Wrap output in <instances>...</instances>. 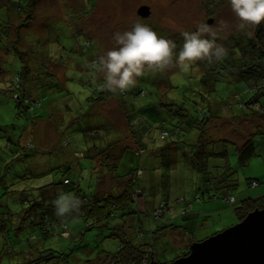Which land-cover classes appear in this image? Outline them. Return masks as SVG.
Here are the masks:
<instances>
[{
  "label": "rangeland",
  "instance_id": "rangeland-1",
  "mask_svg": "<svg viewBox=\"0 0 264 264\" xmlns=\"http://www.w3.org/2000/svg\"><path fill=\"white\" fill-rule=\"evenodd\" d=\"M3 1L7 0H0V4ZM143 5L148 6L150 10V13L145 17L138 14V10ZM7 9L0 5V29L6 26L7 20L3 18V14ZM71 14L73 17H70ZM45 19L47 23H43ZM211 19L212 21L209 23ZM19 21L20 19L14 17L10 20L12 41L16 40L14 29L16 23L20 24ZM28 21L30 27L24 29L23 26H20L18 30V33L22 32L24 35L26 49H16L12 46L0 50V81H10L21 73L23 58L26 59L23 63L30 65L31 60L33 61L37 55H43L44 52L50 54L51 58L47 57L46 59L53 63L57 61L65 63L67 57H73L74 61L76 58L80 68L67 70L66 65L52 63L53 70L63 83L60 85L61 87L49 90L52 86L37 84V95L34 98L36 101L32 105L35 115L49 120L50 105L56 109V112L52 116L54 129L49 123L44 122L43 124V121L36 127L40 135L36 133V144L32 141L38 146L34 149H29L27 142L28 139H33L30 138V134H34L35 131H26V127L28 128L36 119L25 113L18 114L13 89H9L8 82H0V203L8 202L14 212L11 223L15 227L19 226L17 224L21 222L18 215L24 206L19 201L20 191H32L33 188L41 187L51 182L52 179H59L60 173L52 174L53 171L50 168H53V165L54 167L59 165L61 161L71 163L72 167L68 170L70 177L74 180L81 177L80 184H78L80 193L94 197L97 187L100 192L98 194L101 195L104 191L112 190L114 186L121 187L123 185L117 180V184H110L112 178L110 179L107 174L103 175L99 182L100 174L93 169H96L103 158H97V162H95L89 157L95 150L94 147L105 145L106 138L112 136V133L113 135L116 133L115 136H118V129H113L112 125L107 124L105 129L103 127L101 130H89L87 126V132L83 130L87 124L100 122L99 116L90 114L92 108L90 97L93 96L94 88L97 86V82L92 77L96 70V63L91 62L90 59L94 56L99 58L107 49L114 46V33L129 30L136 23L146 24L158 34L174 40L177 44L176 50L179 51L183 44L181 33L194 31L198 26L207 22L211 25V31L217 34V43L226 49L225 57L228 61L235 62L243 56V50L238 53L233 49L235 46H232L237 42L232 44L230 42L233 39H242L241 47L245 46V43L250 40L248 37L254 34L256 27L252 25L244 30H239L237 25L240 21L232 12L227 0H36L32 4L31 16ZM71 23L76 25L75 36H72L74 31L71 30L72 26H69ZM77 29L83 32L86 38L78 33ZM240 34H243L242 37L246 36L245 42ZM18 40L23 44L22 39ZM222 64L220 63L216 70L208 73L204 72L207 71L205 61L200 60L192 66L188 73H182L173 63L164 70L146 69L145 74L137 78L136 85L128 89L129 91L144 90L143 94L135 96L137 104L141 106L146 105L147 102H153L156 106V113L152 118L147 117L146 111L141 110V113L137 109H132L130 114L135 128H139L146 118L148 123L143 126L144 128L149 124L154 125L150 134L140 131L144 139L152 136L145 153L135 154L133 152L138 151L136 149L137 142L130 136L124 121L120 123L118 115L117 118L115 117L116 111L119 112L114 104L108 102L101 105L100 108L103 113H107L106 115L116 118L113 120L114 124L123 128V134L126 136V139L121 140L117 145L112 144L114 147H111L109 151L110 155L114 157L119 155V173L123 175L131 169L142 170V174L138 177V199L135 202L139 211L136 216L137 224L140 225L142 222L144 228H148L154 223V228H156L159 224L161 225V220L173 215L178 224H190L193 229L191 235L179 232L178 237L171 234L174 246L166 247V250L161 252L157 250L160 254V262L170 261L182 253L183 239L186 237L200 241L213 235L211 233H217L238 223L239 218L235 207L246 198L264 195V132L253 137L256 153L249 163L245 165L239 163L237 150L239 144L253 134L258 125L264 126V117L258 113L259 110H256L248 118L241 119L245 116L244 114L248 115L252 110L242 102H247L254 96V88L249 87L253 82L252 79H249L248 70L244 71L248 76H241L236 67H225ZM66 70L68 79L65 75ZM33 71V76L39 72L38 69H33ZM99 76L102 77L103 73L99 72ZM248 79L251 83L247 85L246 80ZM31 82L33 84L38 80L34 81V77H32ZM209 104H220V109L217 108L218 112L215 113L218 117L211 120L207 128L209 138L223 137L228 141L220 144L208 141L204 148L208 151L218 147L227 150L230 164L233 167L232 177H235L237 183L229 190V195L224 196L219 193L214 198L210 197V193H215L214 190L211 192L205 190L208 186L201 181L202 174L191 165L186 164L188 153L191 150L190 144L193 142L194 133L192 132L194 130L184 133V136L181 137L173 134L168 135L166 139H161L159 128L163 124V119H167L164 122L167 127L173 119L178 120L182 113H190L189 117L196 116L204 120V116L211 114ZM94 110L95 108H93ZM231 113L240 115L241 118L234 121L230 118ZM70 116L75 117V122L71 119L68 120ZM219 116L223 118L218 120ZM101 121L100 123L104 124L105 120L102 114ZM108 128L110 129L107 132ZM111 131L114 132L109 133ZM53 133L57 138L49 144L46 139H50ZM63 139H68L69 143H65ZM8 142L11 146L7 147ZM43 144L45 147L42 146ZM86 147L89 150L88 156L77 155ZM150 150L160 151L161 154H150ZM170 153L173 162H171V166H167L164 164V154ZM6 163L9 164L7 173L4 168ZM221 163H223L221 159L213 161V165ZM213 165L211 169H217V172L222 169L221 166L215 168ZM103 167L107 169V166ZM44 171L46 172L44 177L33 176L34 173ZM168 176H171V179L168 180ZM253 178L258 180L257 186L251 185L250 181ZM64 186L69 191L66 192L76 195L75 190L71 189L74 185ZM5 190H9V193L1 196ZM197 194H200L199 199L196 198ZM230 196H233L235 200L230 201ZM180 198H184V200L179 201ZM164 199L167 200L166 204L170 208L160 217L161 220L157 221V217L152 215V210L165 201ZM167 205H164V208ZM0 209L2 210V208ZM186 209L189 210L186 217L180 215L176 218ZM154 217L155 219H153ZM109 222L114 225L116 221L114 218H110ZM83 225L84 219L78 217L67 222L70 236L67 235L68 233H62L60 229H56V233L48 239H43L41 235L40 240L30 238L25 243L27 246H33L32 248L38 252H42L44 248L53 249L54 258L49 264H95L98 262V255L101 251L103 253V250H116L121 239L105 238L112 232L110 229L95 227L82 231ZM24 227L27 228V226ZM35 233L39 235L37 230ZM22 234L28 238L31 236V232H26L25 228L21 229ZM146 237L149 238L151 235ZM25 243L14 245L16 249L14 256L18 263L26 261V257L19 254L20 250L17 247L18 245L22 247ZM6 246L5 240L0 237L1 254ZM2 256L1 264H5L9 256L13 255L4 254ZM43 259L27 264H48L50 258Z\"/></svg>",
  "mask_w": 264,
  "mask_h": 264
},
{
  "label": "trees",
  "instance_id": "trees-1",
  "mask_svg": "<svg viewBox=\"0 0 264 264\" xmlns=\"http://www.w3.org/2000/svg\"><path fill=\"white\" fill-rule=\"evenodd\" d=\"M36 2V0H7L6 2L3 1L0 5L3 7H7L8 9L4 11L3 18L7 20L6 26L3 29H0V50L4 49L5 47L11 48L12 46L16 49H26L25 48V38L24 35L21 33H18V30L20 26H23L24 29L30 27L29 26V18L31 16V7L32 4ZM92 5V3H91ZM12 10L10 11V9ZM90 8V7H89ZM13 11V12H12ZM19 13H21L19 15ZM72 15V14H71ZM12 16V17H11ZM20 19V24H15V31L14 34H16V40L12 41L10 37V20L12 18ZM19 17V18H18ZM70 17H73L70 16ZM70 21V20H69ZM71 22V21H70ZM73 22V21H72ZM43 23H47L46 19ZM72 24V23H71ZM71 30L74 31V34L72 36H75V24H72ZM12 29V28H11ZM78 33L83 32L76 30ZM237 33V32H236ZM42 34V33H41ZM234 36V35H233ZM232 36V39H233ZM242 37L243 34H240ZM85 37V35H84ZM246 37V36H245ZM243 38V41L245 42L246 38ZM86 38V37H85ZM250 40L248 43H245V46L241 47L240 41L242 39L236 40L233 39L232 44L235 48L234 50L238 51V53H241V50H243V56L239 57L235 62H230L228 59L224 56L220 60H213L211 63L208 62L207 59H205L206 64V70L204 72L211 73L212 71L216 70L218 65L220 63H223L225 67H236L239 75L241 76H248L250 75L249 79H252V82L248 79L246 80V84L249 85L250 88H254V96L250 98L247 102H242L243 105H246L247 107H251V113L246 115L244 117H240V115H235L231 113L230 118L236 121V119H246L251 114L255 113L256 110H259L258 113L264 117V22L261 23V25L255 27L254 34L248 37ZM18 39L23 40V44H21ZM41 41V40H39ZM89 42V41H88ZM75 45V44H74ZM96 51L97 48L95 47ZM51 58L50 54L48 52H44L43 55H37L33 61H30V65H27L23 62H25V58L22 60V70L21 73H19L15 78L13 77L10 81L3 80L0 82H8L9 89H13L14 91V97H15V104L16 108L18 110V114L25 113L29 117L32 116L36 120L33 124L29 125V127H26V131L30 130L31 132L34 130V134H30L33 138L31 140L28 139L27 147L29 149L37 148L38 146L35 145V141L37 139L35 138L36 133L40 135L38 128V125L40 122L44 124L49 123L51 125L52 129H54V125L52 124V116L53 113L56 112L54 107L50 105V116L49 120L41 118V116L35 115L34 108H32L33 102L36 100L34 99L37 95L38 90V83L52 86L49 90L54 89V87H61L60 85L63 84L62 81L59 80L57 74L53 70V64H59L60 62L53 63L52 61L47 60L46 58ZM98 58L96 56L92 57L90 59L91 62H96ZM68 61V62H67ZM67 61L65 63H60L62 65H66L68 68L67 70L72 69H79L78 62L73 60V57H67ZM53 63V64H52ZM222 64V65H223ZM96 70L94 71L92 77L97 82L96 88H94L93 96L90 97L92 108L90 111V114L99 116L100 122L101 121V114L102 117H104V124L103 123H97V124H87L83 128L87 132V126L88 129H94V130H101L105 129V125L110 124L114 128L118 129V136L115 133L113 135L111 131L109 133H112V136L106 138V144L103 146H95V150L91 155H89V150L86 147V149L77 155L79 156H88L95 160L97 162V158H103L102 162L98 164L96 169H93L96 173H99V182L103 175L110 176V179L112 178V181L110 184H117L116 182L119 181L123 185L120 186H114L112 190L104 191L103 194L99 195L98 193V187H97V193L94 195V197L88 196L84 193H80L79 185L81 181V177L79 179H73L69 176L68 170L72 167L69 162L63 163L61 161L59 165L55 166L53 165V168H50L52 174L60 173L59 179H52L51 182L46 183L42 185L41 187H35L33 190L29 191H20L21 195H19V201L24 204L19 212L21 211L20 215L18 217L20 218L21 222H19L17 227L14 225L12 226L11 221L13 220L14 212L9 206L8 202L3 204L0 203V237H3L5 240V243L7 244L6 248L4 249L3 254L0 252V264L2 261V255H13L9 256L8 261L5 264H27L32 262H37L44 260L43 258H50L48 261V264L53 261L52 258V252L53 249L50 248H44L42 252L35 251L36 249L32 248L33 246H27L25 241H29L30 238L33 240H40V236H43V239H48L50 236L55 234V230H61L62 233H68L67 235L70 236V232L67 226V222L73 219H76L78 217H82L84 219V225L81 228L82 231L89 230L91 228H99L104 227L110 229L112 232L109 234V236H105V238L109 237L112 239H121L119 240L118 247L115 251L111 250H103V253L100 252L98 255V262L95 264H149L153 258H156L157 261L161 264L169 263L173 260H175L178 257L184 256L189 254L190 252V244L194 241V238L186 237L183 239V251L182 253H178L179 255H176L174 259L170 261L160 262V254L159 252L166 250V247L174 246V242L172 240L171 234H175L179 237V232H183L187 235L192 234V227L190 224H178V221L174 219L173 215L169 216L168 218H163L164 220H161L160 217L168 211L170 208L169 205H167V200L161 202L158 207L153 208L152 215L157 217V221H162L161 225L159 224L156 228H154V223L148 228H144L143 223L141 222L137 224L136 216L139 214V211L137 209V206L135 205L136 200L138 199V191L139 188L137 184H139V175L142 174L141 169H137L136 171L134 169H131L128 173H124L123 175L119 173V166H120V159L119 155H116L115 157L110 155V149L111 147H114L113 145H117L121 140H125L126 136L123 134V128H119L117 124H114L113 120H116L118 117L119 122L121 123L124 121V125H126V129H128V132H130V136L134 138L133 140H136V149L138 151H133L135 154H142V152L147 151V147L149 146V140L151 137L147 136L148 139H144L142 133L150 134L152 132V128H154V125L149 124L145 128L147 122V118L144 119L143 123L140 124L139 128H135V126L132 123L131 120V111L132 109H137V111L141 112L146 111L147 117L152 118L153 115L156 113V106L153 102H147V104H143L139 106L135 100V96L143 94L144 90L137 89L136 91H129L126 90L125 92H119L116 93L110 92L107 89H101L98 85L103 82V76H99V72ZM33 69H38L39 72L34 75ZM65 72L66 78L68 75V72ZM248 70V71H247ZM244 71H247L248 74L244 73ZM244 73V75H243ZM34 77V81L38 80V82H34L32 84L31 79ZM68 79V78H67ZM258 92V93H257ZM39 95V94H38ZM112 102L115 106V108L118 109V112L116 111L115 117L111 118V116L106 115L103 113V111L100 109L101 105ZM220 105V104H219ZM218 104L211 105L210 111L211 114L208 116H204V120L199 119L198 117H189L191 114H181V117H179L178 120H172L171 124L167 127L165 126V121L167 119H163V124L160 125V138L166 139L168 135H177L179 137L184 136V133L186 132H192L194 130L193 134V142L190 144L191 150L188 153L187 157V164L191 165L192 168L198 170L201 175V181L203 184H205L206 187L205 190L207 192H211V190H214L215 193L211 194L210 197H216L217 194H224V196L229 195V190L232 187L236 186V179L233 176V167L230 164L229 156L227 154V150L223 147L213 148L212 150L208 151L204 147L206 146L208 141H212L213 143H223L227 142L228 140L216 137H210L207 134V128L209 127V124L211 123V120L216 119L218 116L217 114L218 109L220 106ZM35 106V105H34ZM93 108L95 110L93 111ZM220 109V108H219ZM93 111V112H92ZM142 113V112H141ZM225 114V113H224ZM223 114V115H224ZM227 115V114H226ZM229 116V115H228ZM70 116L68 118L71 119L73 122H75V117ZM223 117L219 116L218 120H221ZM149 120V119H148ZM217 120V121H218ZM152 122V121H151ZM155 122V121H154ZM140 123V122H139ZM157 124V123H156ZM112 126H110L112 128ZM124 127L123 125H121ZM110 128H108L106 131L108 132ZM37 130V131H36ZM209 130V129H208ZM25 131V132H26ZM140 131L142 133H140ZM54 132V131H52ZM264 132V126L258 125L255 129V132L251 135H249L246 140H244L243 143L239 144L237 147L238 153H239V163L241 165H245L249 163L250 159L255 155L256 149L253 141V137L258 134H263ZM98 133V132H96ZM197 134V136H196ZM98 138L100 136L97 135ZM197 137V138H196ZM207 137L206 139H204ZM57 137H55L54 133L51 136L50 139H46L48 143L52 140H56ZM62 138V136H61ZM227 138V137H226ZM10 139V138H9ZM36 139V140H35ZM11 140V139H10ZM65 143H69L68 139H63ZM35 144H33V142ZM47 143V144H48ZM202 143V144H201ZM206 143V144H205ZM46 144V145H47ZM48 144V145H49ZM113 144V145H112ZM11 146V144L8 142L7 147ZM45 147V144L42 145ZM203 146V147H202ZM161 154L160 151H151L150 154ZM165 153V152H163ZM21 155V154H20ZM75 155V154H74ZM156 155V154H155ZM163 155V154H162ZM165 160L164 164L167 166H171V153L170 154H164ZM149 156V155H147ZM151 156V155H150ZM215 159H221L223 163L220 165H213V161ZM212 165L217 167H222L221 170L217 172V169L213 170L211 169ZM100 166V168H99ZM107 166V169L105 167ZM9 167V164H5V173H7V169ZM46 175V172H37L34 173L33 176L36 178L44 177ZM22 180L24 178H21ZM171 179V176H168V180ZM117 180V181H116ZM123 181V182H122ZM252 186L258 185V180L252 179L250 181ZM99 184V183H98ZM256 184V185H254ZM4 187L8 188L5 184H2ZM64 185H74L71 189L75 190L76 196L81 201L80 210L76 213L68 214L64 217H58L55 214L54 210V200L58 196L60 192H66L68 189ZM69 192V191H68ZM6 193H9V190L3 191L2 195H5ZM197 199L200 198V194H197ZM184 200V198H180L179 201ZM230 201H234L235 198L233 196L229 197ZM29 204V205H28ZM264 204V195L256 196V197H249L241 201L239 205L235 207V212L238 216V220L241 221L244 219L247 214L251 211H253L256 208H261ZM164 205H167V207L164 208ZM186 212V213H185ZM189 210H184L183 213H180L176 216L179 217H186L189 213ZM110 218H114L116 221L114 225H111L109 220ZM155 219V217L153 218ZM140 220V219H139ZM154 221V220H153ZM156 221V222H157ZM24 226H27L24 227ZM25 228L26 232H31V236L26 237V235H21V229ZM39 232V235L35 233V231ZM214 232V231H213ZM217 232V231H216ZM14 233V234H13ZM215 234V233H211ZM147 235H151V237H146ZM207 238V237H206ZM189 240V242H187ZM22 247L21 245H18V249L20 251L19 254H23L22 256L26 257L25 262L19 261L16 262V258L14 255L15 253V244H24ZM160 243V245H157ZM161 249V250H160ZM159 252H158V251ZM36 252V253H34ZM2 256V257H1ZM4 264V263H3ZM90 264V263H89Z\"/></svg>",
  "mask_w": 264,
  "mask_h": 264
},
{
  "label": "clouds",
  "instance_id": "clouds-1",
  "mask_svg": "<svg viewBox=\"0 0 264 264\" xmlns=\"http://www.w3.org/2000/svg\"><path fill=\"white\" fill-rule=\"evenodd\" d=\"M227 2L240 21L237 25L239 30L264 22V0ZM181 35L183 44L177 51L174 40L158 34L146 24L136 23L129 30L114 33V46L95 62L97 71L103 73V82L98 86L113 93H122L134 87L146 69L164 70L174 63L182 73H188L197 61L207 59L211 63L226 55V49L217 43V34L211 31L207 22ZM80 206V199L73 193L60 192L54 200L58 217L76 213Z\"/></svg>",
  "mask_w": 264,
  "mask_h": 264
},
{
  "label": "water",
  "instance_id": "water-1",
  "mask_svg": "<svg viewBox=\"0 0 264 264\" xmlns=\"http://www.w3.org/2000/svg\"><path fill=\"white\" fill-rule=\"evenodd\" d=\"M149 13L145 5L138 10L143 17ZM149 264L161 263L153 258ZM166 264H264V204L238 223L192 242L189 254Z\"/></svg>",
  "mask_w": 264,
  "mask_h": 264
},
{
  "label": "crops",
  "instance_id": "crops-1",
  "mask_svg": "<svg viewBox=\"0 0 264 264\" xmlns=\"http://www.w3.org/2000/svg\"><path fill=\"white\" fill-rule=\"evenodd\" d=\"M186 164H187V161H186ZM99 189V188H98Z\"/></svg>",
  "mask_w": 264,
  "mask_h": 264
},
{
  "label": "built area",
  "instance_id": "built-area-1",
  "mask_svg": "<svg viewBox=\"0 0 264 264\" xmlns=\"http://www.w3.org/2000/svg\"><path fill=\"white\" fill-rule=\"evenodd\" d=\"M254 185H256V184H254Z\"/></svg>",
  "mask_w": 264,
  "mask_h": 264
}]
</instances>
